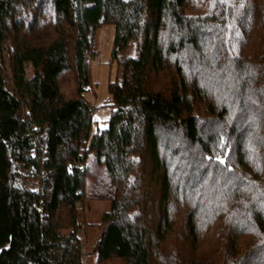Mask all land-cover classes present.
<instances>
[{
    "label": "trees",
    "instance_id": "1",
    "mask_svg": "<svg viewBox=\"0 0 264 264\" xmlns=\"http://www.w3.org/2000/svg\"><path fill=\"white\" fill-rule=\"evenodd\" d=\"M90 201L96 264H264V0H0V264H84Z\"/></svg>",
    "mask_w": 264,
    "mask_h": 264
},
{
    "label": "rangeland",
    "instance_id": "2",
    "mask_svg": "<svg viewBox=\"0 0 264 264\" xmlns=\"http://www.w3.org/2000/svg\"><path fill=\"white\" fill-rule=\"evenodd\" d=\"M114 37V28L111 25H104L98 28L93 36V53L89 57L90 82L91 86L86 88L84 93L86 99L93 106V119L96 120L97 126L100 129L106 127L105 120L109 115V108L105 104L109 99L108 84L118 78L119 61L126 58L134 57V47L129 45L127 50L119 59H111V49ZM5 55L3 54V57ZM3 66H5L6 78H9V62L6 56L4 57ZM63 92H70L71 85L63 84ZM96 174L103 173V167H94ZM108 208L106 201H90L88 208L80 212V222L82 230L80 236L82 238L83 260L84 264H96L95 255L92 251V246L96 243L99 236V231L90 227L91 223L99 221L103 211ZM102 264H123L119 259L113 261H105Z\"/></svg>",
    "mask_w": 264,
    "mask_h": 264
}]
</instances>
